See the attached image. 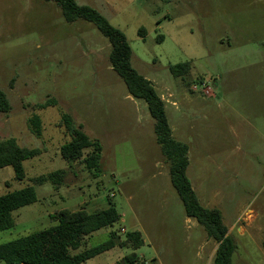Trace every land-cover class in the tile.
<instances>
[{"label": "rangeland", "instance_id": "374dc122", "mask_svg": "<svg viewBox=\"0 0 264 264\" xmlns=\"http://www.w3.org/2000/svg\"><path fill=\"white\" fill-rule=\"evenodd\" d=\"M123 32L131 64L165 102L173 137L188 148L187 177L200 203L220 212L236 245L233 264H264V0H75ZM143 30L145 35H141ZM111 45L91 23L65 20L45 0H0V140L42 154L0 169V196L28 187L37 201L14 213L0 244L56 225L62 210L114 207V225L78 251L140 232L144 245L84 264H119L135 252L145 264H214L217 243L186 215L156 141L147 103L113 70ZM190 63L184 78L170 67ZM55 104L45 109L47 101ZM64 114L102 147L99 170L61 155ZM34 120L32 123L31 121ZM39 127V133L36 132ZM64 171L61 185L34 180ZM0 264H5L0 262Z\"/></svg>", "mask_w": 264, "mask_h": 264}, {"label": "trees", "instance_id": "16d2710c", "mask_svg": "<svg viewBox=\"0 0 264 264\" xmlns=\"http://www.w3.org/2000/svg\"><path fill=\"white\" fill-rule=\"evenodd\" d=\"M56 3L69 23L84 20L93 24L100 33L108 39L111 45L109 61L116 74L124 81L128 93L135 99L147 103L151 117L155 121L156 141L161 146L165 159L170 163V178L173 187L178 193L189 218H192L206 231L207 237L214 240L218 247L214 257V264H233L232 257L236 245L229 236V229L224 225L220 212L216 209H207L200 203L187 177L189 165V148L185 143L173 137L172 129L166 115L165 102L158 95L152 82L141 76L131 64L132 50L122 31L113 27L109 21L97 10L88 6H80L75 0H45ZM141 35H145L143 30ZM172 75L184 78L191 71L190 63L178 64L170 67ZM55 104L47 101L39 105L45 109ZM10 104L6 95L0 91V113H8ZM32 123L34 120L31 121ZM59 126L64 128L69 141L61 148V155L69 164L84 163L90 171L99 170L102 156V147L98 141L92 140L82 126L76 125L74 120L64 114ZM36 132L39 133V127ZM42 154L39 149L22 147L15 139L0 140V169L13 167L16 179H24L22 162ZM65 179L64 171H56L47 176L34 180L42 185L50 182L59 186ZM37 201V195L32 187L0 196V232L15 225L14 213L22 207ZM52 219L56 225L35 232L25 237L0 244V262L5 264H84L88 260L109 252L116 247L130 248L133 251L140 249L144 241L140 232H128L123 240L117 232H111L109 238L94 247L81 253L78 251L82 242L92 233L110 227L119 222L121 216L114 207L104 210L88 212L85 208L72 212L62 210ZM119 264H145L133 252Z\"/></svg>", "mask_w": 264, "mask_h": 264}, {"label": "crops", "instance_id": "0c3cea01", "mask_svg": "<svg viewBox=\"0 0 264 264\" xmlns=\"http://www.w3.org/2000/svg\"><path fill=\"white\" fill-rule=\"evenodd\" d=\"M263 105H264V101H263Z\"/></svg>", "mask_w": 264, "mask_h": 264}]
</instances>
